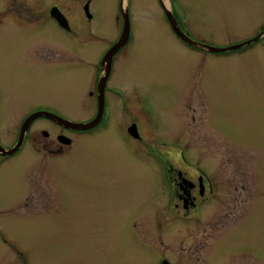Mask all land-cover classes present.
Listing matches in <instances>:
<instances>
[{"label": "rangeland", "instance_id": "obj_1", "mask_svg": "<svg viewBox=\"0 0 264 264\" xmlns=\"http://www.w3.org/2000/svg\"><path fill=\"white\" fill-rule=\"evenodd\" d=\"M162 1L166 2L129 1L134 42L112 77V82L139 97V107L129 115L144 121L140 150L134 148L130 155L129 141L121 142L119 136L110 143L92 144L81 135L73 152L77 155L56 158L51 171V158L37 151L34 143H46L40 130L49 135L54 126L47 121L35 124L21 155L0 166V264H157V256L167 248L180 255L177 242L168 246L164 239L163 208L170 202L166 161L202 160L211 168L208 160H229L228 153L236 154L244 164L257 167L256 180L264 189V36L237 52L191 48L171 32ZM116 2L95 3L105 9L100 16L110 26L105 24L103 34L108 40L117 34ZM172 2L186 34L210 47L243 43L264 28V0ZM11 62L8 69L4 62L0 72V138L6 145L14 140L20 122L15 113L33 102L55 106L67 121L85 122L87 111L78 113L82 104L65 100L63 85L54 98L44 88L42 83L60 82L58 71L59 76L42 78L36 69L20 67L15 53ZM27 79L34 81L32 87L21 84L30 83ZM199 102L209 128L205 136L198 123L188 125L182 119V111L191 116L186 106L196 113ZM5 112L12 114L4 117ZM215 133L230 145L218 142L219 154L212 146L201 147L203 138ZM102 172L111 176V186L102 184ZM43 175L46 178L40 179ZM52 176L53 186L48 181ZM51 191L58 204L55 211L37 214L23 207L27 195L37 198L39 192ZM262 208L263 218L257 223L264 224V199ZM221 246L232 254L253 250L264 255V228L244 232L231 247Z\"/></svg>", "mask_w": 264, "mask_h": 264}, {"label": "flooded vegetation", "instance_id": "obj_2", "mask_svg": "<svg viewBox=\"0 0 264 264\" xmlns=\"http://www.w3.org/2000/svg\"><path fill=\"white\" fill-rule=\"evenodd\" d=\"M96 1L98 0H0V72L3 71L4 62L8 69L12 63L11 55L15 53L19 58L20 67L25 65L26 69H36L42 78L49 74L58 76L60 74L59 83L42 84L46 86L45 89L53 92L51 98L56 96L63 85L65 100L74 99L82 104L83 111L78 113L87 111L88 116L83 123L92 122L98 116L99 100L100 98L103 100L99 121L84 131L69 129L44 116H36L26 130L21 146L11 155L0 154V166L7 160L21 155L29 142L32 128L40 121H47L54 126L49 135L45 130H40L46 143H34L37 145V151L43 150L51 158V171L54 170L56 158L68 154L74 157L77 155V152H73L77 145V137L81 135L86 136L87 141L92 144L101 140L104 144L105 141L110 143L115 136H119L121 142L129 141L130 155L134 148L140 150L142 141L140 131L143 130L144 121L129 115L131 110L135 111L139 107L137 104L139 97L125 91L120 83L112 82L120 58L125 56V49L134 42L130 0H127L130 22L127 42L113 55L105 83L99 81L101 61L122 34L121 0L116 2L113 24L117 34L111 40L103 37L107 21L100 16V11L104 12L105 9L99 10L95 5ZM165 8L171 12L181 31L186 34L180 26L181 18L172 0H166ZM165 19L169 25L166 15ZM169 28L181 41L170 25ZM263 30L264 28L258 34ZM92 43L97 46L88 47ZM99 43L101 45L98 46ZM27 81L30 83L21 84L26 88L32 87L34 81L31 79ZM196 107L194 113L192 107L186 106L185 110L187 108L191 110V116L182 111V119L188 125L191 122L198 123L201 135L205 136L204 131L209 128L205 125L206 117L201 111L204 109L203 103L199 102ZM39 112L67 119L64 113L53 105L41 102L28 104L25 110L15 113L20 115V122L16 127L14 140L6 145L5 139L0 138V146L6 151L12 149L19 139L23 122ZM4 114V117H7L6 115L12 112ZM218 142L223 147L230 146L215 133L211 138L208 136L207 140L203 138L201 147L212 148L214 153L219 154ZM228 156L229 160L222 161L219 158L208 160L211 168L203 164L202 160H175L174 164L166 161L164 173L170 189L168 198L170 202L163 208L166 220L164 239L168 246L177 242L180 255L173 252L172 248H167L157 256V264H264L262 253H253L252 250L249 253L247 251L232 254L230 248L221 246L231 247L244 232L262 231L264 228V224L257 223L263 218L264 199L262 192L264 189L256 180L258 169L255 165L244 164L236 154L228 153ZM90 168L98 167L92 165ZM51 171L48 170V173ZM102 174L105 180L102 184L111 186V176H106L103 172ZM44 178L46 177L43 175L40 179ZM48 181L53 186L54 177ZM30 183L39 189L43 187L39 185L41 182ZM42 193L36 194L37 198L27 195L23 207L37 214L55 211L58 204L52 191ZM223 248H226L225 253L221 252Z\"/></svg>", "mask_w": 264, "mask_h": 264}, {"label": "water", "instance_id": "obj_3", "mask_svg": "<svg viewBox=\"0 0 264 264\" xmlns=\"http://www.w3.org/2000/svg\"><path fill=\"white\" fill-rule=\"evenodd\" d=\"M162 3H163L162 5L164 8L166 18L169 22V25L171 26L172 31L186 45H188L192 48H195V49L205 50V51H209L212 53H226V52L235 51V50L241 49L245 46H248L251 43L258 41L260 38H262L264 36V30H263L256 37H254L248 41H245L243 43L237 44V45H233V46H229V47H225V48L210 47V46L204 45L202 43H199V42H196V41L190 39L185 33H183L181 31V29L179 28L178 24L176 23L175 19L173 18L171 12L165 8L163 1H162ZM120 14H121L122 21H123L122 34H121L119 40L108 50V52L104 55V57L101 61V71H100V77H99L100 83H105L107 80V77H108L109 72H110V64H111V60H112L113 55L119 49H121L127 42V37H128L129 30H130V22H129L128 9H127V0H121L120 1ZM102 106H103V100L100 98L98 116L92 122H89V123H73V122L58 118L57 116H54V115L46 113V112H39V113L33 114L32 116H30L29 118H27L23 122L21 129H20L19 139H18L16 145L12 149H10L9 151L4 150L0 146V154L11 155L21 146L24 134H25L26 130L28 129L30 123L32 122V120L36 116H44V117L50 119L51 121H54L55 123H57L61 126H64L66 128H69V129H73V130H77V131H84V130H87L89 128H92L99 121Z\"/></svg>", "mask_w": 264, "mask_h": 264}]
</instances>
